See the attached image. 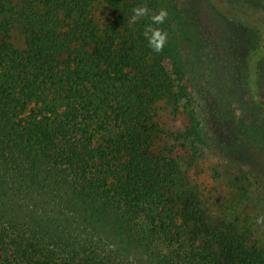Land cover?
Returning <instances> with one entry per match:
<instances>
[{"label":"trees","instance_id":"1","mask_svg":"<svg viewBox=\"0 0 264 264\" xmlns=\"http://www.w3.org/2000/svg\"><path fill=\"white\" fill-rule=\"evenodd\" d=\"M142 1L0 0V264H264L252 229L174 204L150 126L174 86L131 22ZM210 1L256 33L242 61L264 113V0Z\"/></svg>","mask_w":264,"mask_h":264},{"label":"rangeland","instance_id":"2","mask_svg":"<svg viewBox=\"0 0 264 264\" xmlns=\"http://www.w3.org/2000/svg\"><path fill=\"white\" fill-rule=\"evenodd\" d=\"M234 3L245 12L256 7L253 0ZM171 4L160 26L168 33L167 44L150 58L174 86L152 111V153L179 165L174 204L183 207L195 199L209 223L250 228L264 245V223H256L264 216V113L250 103L242 61L256 33L222 16L210 0ZM145 5L149 15L165 9L156 0L138 7ZM149 23L141 18L134 25L143 34ZM11 40L24 45L18 30ZM241 121L260 129L258 141L240 132Z\"/></svg>","mask_w":264,"mask_h":264},{"label":"clouds","instance_id":"3","mask_svg":"<svg viewBox=\"0 0 264 264\" xmlns=\"http://www.w3.org/2000/svg\"><path fill=\"white\" fill-rule=\"evenodd\" d=\"M168 16L169 13L166 9H160L152 15H149V8L146 5L133 9L131 22L135 23L141 18L150 20V23L145 27L144 37L148 40L149 47L156 53L162 52L168 41V33L160 27L165 23ZM256 223H264V216L258 217Z\"/></svg>","mask_w":264,"mask_h":264}]
</instances>
